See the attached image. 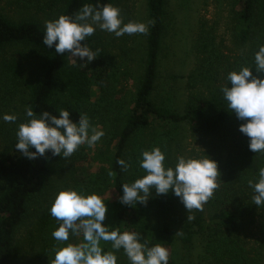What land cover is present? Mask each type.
<instances>
[{
	"label": "trees",
	"instance_id": "16d2710c",
	"mask_svg": "<svg viewBox=\"0 0 264 264\" xmlns=\"http://www.w3.org/2000/svg\"><path fill=\"white\" fill-rule=\"evenodd\" d=\"M15 1L26 7L45 5L49 9L61 8L60 15L75 14L84 4L115 6L118 2ZM147 3L148 19L154 23L148 24L145 68L133 107L122 123L106 130L102 138L107 147L105 150L99 148L95 154L96 159L106 157L110 165H100L94 173H72V188L85 194L103 193L110 186L111 171L119 203L113 228L121 232L127 230L139 233L141 242L146 241L149 247L157 243L169 245L175 232L168 223L162 221L175 210L174 194L169 192L156 195L153 188L147 203H138L134 207L121 203L120 197L123 195V183H132L146 174L140 167L143 151L160 147L166 156L165 165L171 166V141L177 132V124L186 121L203 146L208 148L204 155H212L211 158L218 162L220 176L217 178L218 187L206 202L212 212L210 220L206 219L202 210H197L192 222L180 229L184 245L191 244L195 234H200L204 240L203 257L209 260L206 264H264V205L258 207L253 203L254 193L249 186V181L258 180V171L264 167V152L254 153L249 150V137L239 131L244 121L230 112L221 92V88L229 83L227 74L241 67L253 68V75L264 77V73L258 74L254 68V55L259 46L264 44V0H234L235 42L240 45L248 42L251 44L250 50L235 60L225 56L216 46L212 33L202 35L198 49L203 57L189 79L192 85L203 82L210 86V94L206 97L190 93L182 114L174 110L170 98L158 104L152 98L158 79L162 38L166 30L167 0H147ZM43 35L44 24L41 21L34 18L14 20L0 11V50L23 45L37 55L36 62L29 65L21 52H15L2 60L4 85L1 86L0 98L11 99L25 85L29 90L28 106L34 112L48 111L58 116L60 109H66L74 121L86 114L92 128L96 127L103 116L117 112L125 93L121 88L122 78L127 80L130 74L123 69L125 61L113 63L94 34L81 42L90 46L97 55L87 64V58L82 61L67 52L57 54L54 47L47 48L43 44ZM27 78H30L29 83ZM148 131H151V137L146 145L144 137ZM215 137L219 139L214 140ZM16 143L17 140L11 142L0 153V264H11L16 250V232L28 213L29 205L45 192L54 165L62 159L48 152L46 156L30 160L16 150ZM224 149H228V154L222 160ZM120 159L125 160L128 169L132 170L129 176L128 169L123 171L117 163ZM46 212L45 234L41 239L42 263L51 264L55 250L63 245L52 237V232L60 222L51 216L50 209ZM82 240V234L73 236L70 233L68 242L79 243ZM111 244L108 241L102 247L103 250L116 252L112 250ZM117 264L123 263L120 261ZM168 264L175 263L169 259Z\"/></svg>",
	"mask_w": 264,
	"mask_h": 264
},
{
	"label": "clouds",
	"instance_id": "9594fccd",
	"mask_svg": "<svg viewBox=\"0 0 264 264\" xmlns=\"http://www.w3.org/2000/svg\"><path fill=\"white\" fill-rule=\"evenodd\" d=\"M148 23H154L149 21ZM99 27L114 33L116 37L124 34L146 33L147 23L129 21L124 23L120 10L112 4L93 6L84 4L72 15H60L45 21L43 44L55 49L57 54L79 57L85 64L91 63L96 52L82 41L88 40ZM256 73H264V44L259 46L254 55ZM253 68L241 67L227 74L229 83L221 88L227 107L244 121L239 131L249 137V150L254 153L264 152V77L253 75ZM27 120L18 125L16 131V150L28 159L46 156L69 158L83 144L89 147L104 135V132L92 128L86 114L78 121L71 118L66 109H60L59 115L48 111L36 113L31 106L26 107ZM5 122H15L17 117L4 114ZM91 132V134H90ZM35 151H31V149ZM165 153L160 147L141 153L140 167L146 173L132 183H123L121 203L133 206L147 203L152 196L171 192L179 197L188 213L193 209L202 210L203 205L213 196L218 187L220 176L218 162L208 155L177 157L174 167L165 165ZM123 171L129 165L125 160L117 161ZM111 176V171L109 172ZM253 189V203L264 205V167L258 171V180L249 181ZM108 207L106 201L96 193L85 194L77 189L63 188L57 192L50 208V214L59 226L52 232V237L63 246L55 250L51 264H117V256L112 251H104L101 241H111L115 250H124L130 264H168L169 252L162 244L151 247L141 242L137 232L123 231L103 224ZM194 217L188 215L187 220ZM73 236L82 234L79 243L68 242Z\"/></svg>",
	"mask_w": 264,
	"mask_h": 264
},
{
	"label": "rangeland",
	"instance_id": "374dc122",
	"mask_svg": "<svg viewBox=\"0 0 264 264\" xmlns=\"http://www.w3.org/2000/svg\"><path fill=\"white\" fill-rule=\"evenodd\" d=\"M47 3L48 0H41ZM44 7V8H43ZM43 7L21 6L15 0H0V11L9 18L20 20L23 18H34L45 25V21L58 18L61 8L49 9ZM47 7V8H46ZM120 10L123 22L129 21L147 23L148 30V3L147 0H118L115 4ZM234 0H167L166 4V30L162 38L161 51L159 55L158 79L156 89L153 93V100L162 103L164 99L172 100L173 108L178 113H183L188 101V95L195 93L208 97L211 87L205 83L192 85L190 77L195 73V68L202 60L203 54L199 51V42L203 34L212 33L215 37L216 46L230 58L235 60L242 53L250 50V42L240 45L234 38L233 19ZM41 8V10H39ZM146 33L124 34L116 37L114 33L96 28L94 35L99 39L100 44L105 48L109 59L113 63L125 61L123 69L129 71L127 80L122 78L121 85L125 91L123 102L119 110L110 112L103 116L96 124V129L104 133L110 127L122 123L126 115L131 111L137 89L144 73L145 59L147 52ZM15 52H21L26 56L27 65L35 63L37 55L23 45H15L0 50V90L4 85L3 74L1 72V62L5 57L11 56ZM27 83L30 78H27ZM29 90L27 86L18 89L11 99L0 98V153L5 151L16 141V131L18 125L27 120L25 109L28 107ZM4 114H11L17 117L15 122H5ZM120 117V120H118ZM151 131L146 133L144 143L150 142ZM214 140L219 138L215 137ZM107 145L101 137L94 146L89 147L87 143L81 145L69 158H62L54 165L50 182L42 195L36 197L29 205L28 213L16 232L15 254L11 264H43L41 239L44 237V218L55 198L57 192L63 188H72V173H94L100 165L109 167V160L105 158L96 159L99 148L105 150ZM208 148L198 139V136L191 130L188 122L177 124V132L172 138L170 146V161L174 167L177 157L203 156ZM217 154L218 151L216 150ZM228 149H224L222 160L227 157ZM83 155V156H81ZM80 156L82 158H80ZM210 157H213L210 155ZM75 170V171H74ZM132 173L129 168L127 176ZM110 186L103 192L96 193L103 197L107 203L108 212L103 224L113 228L115 213L119 208L118 194L114 186V174L110 176ZM2 180L0 178V187ZM90 193V194H91ZM176 207L170 217L162 222L168 223L174 230L169 245H163L168 249L169 259L175 264H206L209 260L203 257L204 240L199 234H195L192 243L184 245L180 229L193 219L187 220L188 215L194 217L197 211L193 209L188 213L180 198L175 196ZM202 211L209 221L212 212L207 204L203 205ZM46 212V213H45ZM108 241H101L104 247ZM113 250V249H112ZM117 262L130 264L123 249L114 250Z\"/></svg>",
	"mask_w": 264,
	"mask_h": 264
}]
</instances>
